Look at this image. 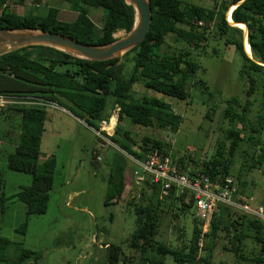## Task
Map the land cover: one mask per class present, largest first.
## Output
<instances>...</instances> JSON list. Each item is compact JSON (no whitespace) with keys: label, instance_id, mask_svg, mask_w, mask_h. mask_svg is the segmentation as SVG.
Wrapping results in <instances>:
<instances>
[{"label":"trees","instance_id":"1","mask_svg":"<svg viewBox=\"0 0 264 264\" xmlns=\"http://www.w3.org/2000/svg\"><path fill=\"white\" fill-rule=\"evenodd\" d=\"M19 1L16 0L18 4L25 2ZM63 1L70 4L71 11L77 13L73 21L61 20L60 10L53 7L43 13L40 7L30 8V12L20 15L12 8L14 1L0 0V31L40 30L63 35L87 45L106 46L115 42L114 34L119 31L129 33L135 23V11L124 0ZM241 1L243 2L236 8L230 9ZM151 6L152 22L146 38L126 54L132 55L134 63L128 79L120 69L124 62L118 66V57L106 61H89L43 45L24 47L0 56V95L51 100L85 120L86 124L97 131L102 122L109 120L111 114H106V108L109 99H113V109H119L118 124L113 136H105L118 150H110V176L104 202L106 206L119 202L126 191L127 174L131 177L134 175L135 166L129 167L127 156L145 161L151 152L158 151L163 156L172 157L183 171H187L185 161L181 158L175 160L172 147L165 140L145 136L138 141L131 131L124 130L120 125L126 118L133 125L141 127H156L171 132L179 130L182 117L175 113L171 104L148 96L135 99L132 92L133 84L143 80L146 87L178 101L189 99L187 86L195 79L200 67L191 59L189 51L162 52L161 48L169 36L176 42L181 41L197 49L205 36L196 30V23L217 20L218 31L226 46H232L240 53L245 74L258 76L264 97V66L261 65L264 64V0H223L217 10L216 7L207 9L195 4H183L181 0H151ZM94 9L103 12L100 26L89 16V12ZM228 13H231L233 24H244L247 27L252 58L248 56L246 43L244 46L243 27L240 29L232 26L228 22ZM116 69L121 76L116 74V77ZM258 82L251 78L248 94L255 90ZM7 108L17 110L21 116L18 123L19 144L14 153L8 156V167L33 177L32 185L23 189L17 198L27 205L29 216L44 214L56 169V159L53 157L39 163L40 141L47 112L44 108L30 105L13 104ZM226 113L231 124L228 131V138L232 141L231 154L246 139L251 147L262 144L264 104L255 125L247 118V106L241 113H236L229 102ZM5 114L1 110L0 115ZM239 125H242L241 129ZM261 152L252 168L262 166L264 147ZM230 167L229 161L219 159L198 171H190L189 174L208 175L212 182L223 183L227 176H232ZM143 185L153 190L156 200L155 205H147L139 210L138 226L131 237L133 250L141 254L149 250L161 257L170 255L176 264H213L212 254L217 241L221 239L226 242L222 250L233 256V264H264V221L247 214L233 213L232 207L224 205L218 206L208 232H203L204 224L201 220L197 217L193 220L189 245L170 249L157 244L155 236L159 223L162 224L163 215L177 203L188 213L194 210V201L187 192L181 195L173 188L164 195L160 186L148 183ZM25 228L26 225H23L17 231L23 233ZM9 247H14L15 258L6 257L5 251ZM109 248V261L118 264L120 248ZM202 252L204 255H201ZM41 256L40 252L23 248L21 244L9 239H0L1 263L25 264L37 261ZM163 258L150 262L164 264ZM143 259V262L136 264H146L145 261L149 258Z\"/></svg>","mask_w":264,"mask_h":264},{"label":"rangeland","instance_id":"2","mask_svg":"<svg viewBox=\"0 0 264 264\" xmlns=\"http://www.w3.org/2000/svg\"><path fill=\"white\" fill-rule=\"evenodd\" d=\"M181 1L183 4H195L207 9L216 7L217 10L223 0ZM27 3L39 5L42 13L47 12L50 7L67 11L68 20H72L77 14L72 13L70 4L63 0H44V3L27 0ZM27 3L19 11L15 7L18 14L30 12V8L25 7ZM89 16L100 26L103 17L101 10H91ZM60 18L66 21L63 13ZM216 21L196 23V30L205 36L197 49L184 42H176L172 36L166 39L161 48L162 52L168 53L189 51L191 59L200 67L195 79L187 86L190 94L187 101H178L154 91L146 87L143 80L132 86L135 99L148 96L171 104L175 113L182 117L179 130L171 132L156 127H141L133 125L126 118L120 125L124 130L131 131L138 141L145 136L165 140L171 145L175 160L181 158L185 161L187 173L198 171L219 159L229 161L231 175L235 179V185L239 187L240 199H252L251 208L256 209L264 206V162L258 169L252 168V165L262 153L264 131L261 145L251 147L246 139L231 154L232 141L228 138L231 124L226 111L229 102L236 113H241L247 106V118L255 125L264 104L261 82H258L255 74L243 72L242 56L234 47L226 46ZM185 28L189 29L187 26ZM244 37L246 40V33ZM245 43L250 55V45L247 41ZM126 54L118 57V66L124 62L120 69L128 79L134 63L132 55ZM117 72L116 69L115 75L121 76ZM251 78L258 83L255 90L248 94ZM55 107L56 109L44 108L47 114L39 155V163L51 157L56 159L54 182L49 192L47 211L31 216L27 214V205L17 195L32 185L33 177L8 167V156L14 153L19 144L18 123L21 116L17 110L7 107L3 109L6 114L0 115V239H9L21 244L23 248L41 253L39 260L25 264H114L109 261V247L120 248L118 264L141 263L144 257L149 258L145 261L146 264L162 257L164 264H176L170 255L161 257L149 250L141 254L131 248V237L138 226L139 210L147 205H155L156 196L151 188L137 184L134 176L127 174L126 191L119 202L109 206L104 203L110 176V150H118L105 136H113L118 124L119 109H113V99H109L106 108V114H111V124L107 125V129L110 130L115 123L112 135L102 131L101 124L97 131L67 108L58 105ZM109 120L105 122L108 123ZM238 127L241 129L242 125ZM127 157L129 167H133L131 157ZM229 208L233 213L255 217L242 207ZM196 217L193 209L185 213L177 203L163 215L155 242L170 249L189 245ZM23 225H26L24 232L17 231ZM209 228L210 223L207 222L203 225V232H208ZM225 243L221 239L217 241L212 254L213 264H233V256L222 250ZM14 252V247L7 248L6 257L15 258Z\"/></svg>","mask_w":264,"mask_h":264},{"label":"built area","instance_id":"3","mask_svg":"<svg viewBox=\"0 0 264 264\" xmlns=\"http://www.w3.org/2000/svg\"><path fill=\"white\" fill-rule=\"evenodd\" d=\"M30 105L41 108L56 109L55 102L36 97H11L0 95V111L9 105ZM59 106V105H58ZM109 122L101 123V130L112 135L115 123L110 130ZM135 166L134 179L137 184L148 183L160 186L161 193L166 195L173 188L179 194L187 192L194 201L196 216L204 225L210 223L219 205L242 207L247 213L264 220V206L252 209V199H240V193L233 176H227L224 182H212L208 175H190L183 171L170 156H163L158 151L151 152L145 161L131 158Z\"/></svg>","mask_w":264,"mask_h":264},{"label":"water","instance_id":"4","mask_svg":"<svg viewBox=\"0 0 264 264\" xmlns=\"http://www.w3.org/2000/svg\"><path fill=\"white\" fill-rule=\"evenodd\" d=\"M124 1L126 4L132 6L135 11L134 26L129 33L119 31L124 32V37L116 38L115 35L119 32L114 34L116 40L109 45H87L63 35L40 30H4L0 31V56L35 45L52 47L76 58L89 61H106L126 54L146 38L152 22V6L151 0ZM242 2L234 5V7L236 8ZM228 22L232 25L230 21ZM233 26L237 27L235 23ZM245 29H242L246 33L244 46L245 42L248 41L246 26ZM248 56L252 58L251 55L248 54ZM261 65L264 66V64Z\"/></svg>","mask_w":264,"mask_h":264},{"label":"crops","instance_id":"5","mask_svg":"<svg viewBox=\"0 0 264 264\" xmlns=\"http://www.w3.org/2000/svg\"><path fill=\"white\" fill-rule=\"evenodd\" d=\"M12 1H14L13 2V6H12V8L16 11V9H15V7L18 9V11H19V9H21V6H23L24 5V3L26 2L27 3V0H25V2H23L22 4H18L17 2H16V0H12ZM43 3H44V0H41ZM28 4V3H27ZM44 5V4H43ZM39 5H33V4H28V5H26L25 7H29V8H36V7H38ZM62 9H60V14H59V17H60V15L63 13L64 14V17H65V19L66 18H68V15H69V12H67V11H63ZM17 12V11H16ZM72 13H74V11H72ZM76 18V16L72 19V20H68V19H66V21H73L74 19ZM61 19V18H60ZM113 124V123H112Z\"/></svg>","mask_w":264,"mask_h":264},{"label":"bare ground","instance_id":"6","mask_svg":"<svg viewBox=\"0 0 264 264\" xmlns=\"http://www.w3.org/2000/svg\"><path fill=\"white\" fill-rule=\"evenodd\" d=\"M231 17V13L229 14V18ZM229 21L232 23V25H234L233 24V22L231 21V18L229 19ZM237 27H239V28H241V27H243V29H245V26L244 25H242V26H239V25H236ZM242 29V28H241ZM246 30V29H245ZM125 35H124V32H119V33H117L116 35H115V37L116 38H121V37H124ZM247 44L248 45H250L249 43H248V41H247ZM248 48V47H247ZM250 55H251V52H250Z\"/></svg>","mask_w":264,"mask_h":264}]
</instances>
